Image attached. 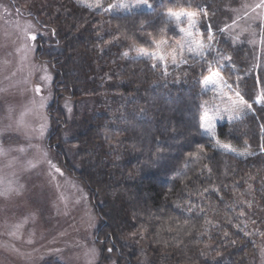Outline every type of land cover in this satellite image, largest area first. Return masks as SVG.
<instances>
[{
  "label": "trees",
  "instance_id": "1",
  "mask_svg": "<svg viewBox=\"0 0 264 264\" xmlns=\"http://www.w3.org/2000/svg\"><path fill=\"white\" fill-rule=\"evenodd\" d=\"M148 1L150 10L138 16L76 0H49L32 13L47 33L37 37V57L54 74L49 147L91 196L95 240L110 247L115 264H256L241 212L259 206L264 213V103L256 99L264 70L222 29L228 0ZM170 9L201 12V33L212 28L229 56L251 110L217 124L215 136L248 155L224 151L201 134L200 79L211 54L165 67L122 53L128 42L148 47L176 34L163 14ZM85 96L89 113L65 141L61 101Z\"/></svg>",
  "mask_w": 264,
  "mask_h": 264
},
{
  "label": "rangeland",
  "instance_id": "2",
  "mask_svg": "<svg viewBox=\"0 0 264 264\" xmlns=\"http://www.w3.org/2000/svg\"><path fill=\"white\" fill-rule=\"evenodd\" d=\"M76 1L94 5L90 8L98 11L125 17L130 14L138 16L142 10H150L148 0ZM259 3L260 0H228L221 25L234 43L245 44L254 60V67L264 70V8H255ZM40 4L48 5L49 0H0V149L3 150L0 153V191L9 182L13 189L7 196L0 195V264H115L110 247H102L95 240L99 218L91 196L80 179L61 167L49 147L48 138L53 129L50 110L54 101V74L51 66L39 60L36 54L37 37L47 35L32 14ZM120 4H139V7H110ZM170 10L163 14L177 30L176 34L163 35L148 47L128 42L122 53L128 57L147 58L165 67L178 65L187 58L211 54V67L201 82L206 97L202 101L199 126L201 134L211 138L219 147L215 134L211 135L201 127L205 122L202 117L207 113L213 118L214 133L217 124L235 120L230 119L224 109L230 108L233 101H238L237 92L244 100L238 76L229 56L218 49L215 37L203 56L189 52L187 44L181 49L178 42L188 39V31L193 33V39L208 44V35H203L199 29L202 13L193 9L171 10L196 12L198 23L190 29L187 17H182L177 23L168 16ZM29 23L32 27L26 30ZM181 28L185 31L181 32ZM209 30L214 31L212 28ZM28 33L34 34L35 40L29 39ZM161 41L167 42L161 44L159 50L166 55L164 63L137 51L157 52V43ZM173 49L177 53L175 63L172 62ZM214 72L219 73V76L213 77L214 82H205V78ZM261 89H264V84L259 85L256 99ZM88 98H64L61 101L67 120L62 130L65 141L73 137L81 126V120L89 113L91 101ZM249 110L251 108H245L240 116ZM69 146L65 145V151L72 156L74 154ZM229 147L235 150H227L229 152L243 157L248 155L245 150L237 151L231 145ZM73 160L74 167L80 166L76 158ZM56 168L60 172H56ZM241 218L255 242V262L264 264L263 210L259 206L247 213L244 210Z\"/></svg>",
  "mask_w": 264,
  "mask_h": 264
},
{
  "label": "snow or ice",
  "instance_id": "3",
  "mask_svg": "<svg viewBox=\"0 0 264 264\" xmlns=\"http://www.w3.org/2000/svg\"><path fill=\"white\" fill-rule=\"evenodd\" d=\"M81 2H83V0H81ZM85 6L93 7L94 5L86 4ZM96 6H98V5H96ZM114 6H118V7H121V8H131V7H139V4H135V5H132V4H120V5H113V6H110V7H114ZM255 8H264V0H260V3L257 4L255 6ZM255 8L253 10H255ZM197 15L198 14L196 12H191V11L172 12L170 10L168 12V16L170 18H174L177 23H179L181 21L182 17H187L188 20H189V28L190 29L193 28L198 23V21L196 19ZM245 15H247V13H245ZM237 19H240V17H237ZM233 23L235 24L236 21L234 20ZM31 27H32V25L29 23L26 26V30H27V28H31ZM180 31L184 32L185 30L183 28H181ZM186 36L188 37V39H186L183 42H178V44L180 45V48L183 49L184 45L187 44L188 45V51L189 52H194V54L198 55V56H203L204 53L211 47L212 41L214 40V36H213L211 30H209V33H208V44H205L202 40L193 39L192 38L193 37V33L191 31H188L186 33ZM28 38L31 39V40H35V35L32 34V33H28ZM165 43H167V42L166 41H161V42L157 43L158 51L154 52V53H148V52H145L142 49H138L137 51L140 53V55L151 56L154 60H159L160 62L164 63L166 61V55L162 51H159V50H160L161 44H165ZM193 45L195 47H193ZM176 54H177L176 50L173 49L172 52H171V55L173 57V61H172L173 63H175ZM181 56H182V52H181ZM222 59H228V58L227 57H222ZM155 66L156 65L154 64L153 67H155ZM209 67H211V65H209ZM216 76H219L218 72L212 73L209 77L205 78V82H209V81L214 82L213 81V77H216ZM36 91L39 92V88H37ZM236 95L238 97V101H233L230 108H225L224 109V111L229 114L230 119L239 118V116L242 114V112H243V110L245 108H251V105L247 104L242 98H239V95H240L239 92H237ZM257 102L258 103H264V89H261L260 94L257 96ZM202 120H204L205 122L201 124V127L205 128L206 131L209 134L214 135L215 134L214 133V125L212 123L213 118L208 116L207 113H205V116L202 117ZM217 145L220 148H222V149H224L226 151L227 150L235 151L234 149H230L229 145L221 144L219 141H217ZM2 152H3V150L0 149V153H2ZM30 166H34V165L30 164ZM52 167H55V166L53 165ZM55 170H56V172H60L59 168H56ZM12 190L13 189H12L11 183L9 182V185L6 188H4L2 191H0V195L7 196Z\"/></svg>",
  "mask_w": 264,
  "mask_h": 264
},
{
  "label": "bare ground",
  "instance_id": "4",
  "mask_svg": "<svg viewBox=\"0 0 264 264\" xmlns=\"http://www.w3.org/2000/svg\"><path fill=\"white\" fill-rule=\"evenodd\" d=\"M143 58V57H142ZM152 61V63H157V62H154L153 60H151ZM208 73V71L201 77V79H200V85H201V82H202V78L206 75ZM201 90H202V88H201Z\"/></svg>",
  "mask_w": 264,
  "mask_h": 264
}]
</instances>
